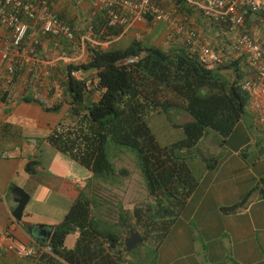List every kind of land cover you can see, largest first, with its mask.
Masks as SVG:
<instances>
[{"label":"trees","instance_id":"1","mask_svg":"<svg viewBox=\"0 0 264 264\" xmlns=\"http://www.w3.org/2000/svg\"><path fill=\"white\" fill-rule=\"evenodd\" d=\"M48 1L52 5L59 0ZM152 2L170 10L175 17L182 15L187 18L195 13L202 16L186 0ZM0 4H4V0H0ZM59 16L72 26L78 38L85 34L89 26L101 41L118 37L125 30L123 26H109L105 15L100 13L91 12L85 28L76 18ZM154 19L153 14L147 13L144 21ZM246 19L247 27L240 26L238 33L246 30L263 34L262 10H246ZM214 23L219 30L228 31L229 37L227 33L224 35L231 39L230 25L226 21ZM34 29L30 32L33 37L41 32L39 26ZM40 35L49 43L42 59L50 60L55 55L64 54L63 49L67 51L66 54H73L67 42V47H56L52 36L43 35L42 32ZM176 36L183 38L182 43L168 49L150 39L141 38H135L125 47L113 45L115 42L108 48L88 43L87 61L61 64L57 67V75L51 76L59 81L62 90L60 97L46 86L39 85L53 99L45 110L64 113L43 141L90 170L94 178L114 183L119 177L132 175L133 171L128 167L116 168L110 157L111 145L136 153L149 198L139 203L121 225L132 223L144 241L152 240L157 246L170 233L198 187L199 179L191 167L192 158L196 155L202 157L209 169H215L220 162L217 157H204L200 144L211 132L217 133L222 144H226L247 113L248 106H251V96L242 88L243 81L254 70L246 54L234 58L230 54L231 47L226 52L223 45L221 48L217 44L219 42L210 45L201 38L204 45L221 56L219 61L205 62L190 39ZM136 56L138 60L129 63V59ZM20 70L12 76L19 77L25 68ZM74 70L89 72L93 78L98 76V87L88 88L85 80L72 75ZM27 88L24 101L39 102L32 94L31 87ZM98 89L100 94H97ZM8 94L5 91L2 98L5 99ZM153 112H165L170 118L173 112L188 114L189 119L184 123L171 118L174 125L183 128L185 138L162 145L147 123L148 115ZM116 150L112 149L113 156ZM37 163L29 161L26 171L34 172ZM263 184L264 177L241 201L222 210L237 212L249 203L255 192L264 198ZM51 229L50 238L33 234V247L39 257H23L28 264H124V254L131 251L119 232L103 228L102 222L94 218L93 199L85 193L80 194L64 219ZM74 232H77L78 239L74 246H68L66 239ZM48 246L51 251L44 250Z\"/></svg>","mask_w":264,"mask_h":264},{"label":"rangeland","instance_id":"2","mask_svg":"<svg viewBox=\"0 0 264 264\" xmlns=\"http://www.w3.org/2000/svg\"><path fill=\"white\" fill-rule=\"evenodd\" d=\"M80 1L88 2L87 0ZM80 1L78 0L79 3H81ZM177 18L186 26L195 28L200 33L201 38L205 43L214 45L216 42H219L217 44H219L221 48L224 47L226 52H229L231 39L228 38V31L225 32V30H219L214 22L207 20L203 16H199L197 13L187 18L182 15H178ZM87 21L88 19L84 22H79V24L82 25L81 27L85 28L88 26ZM144 23L145 21L143 20L142 22L134 24L123 36V38L117 40L113 45L117 47H125L128 46L135 38H141L147 41L150 39L153 43L158 44L165 49L176 45L178 46L182 43L183 38L176 36L177 34L173 32L168 22H155L154 20H147L146 25ZM262 30L263 34H261V38L264 42V28ZM164 33H166V35L162 38ZM225 33L228 35L227 38L224 35ZM230 37H232L231 34ZM174 39L178 41H175ZM63 51L64 53L67 52L65 49H63ZM230 54L234 58L240 57L233 52ZM70 56L71 55H69V57ZM46 81H56L59 83V81L52 78H48ZM63 114V112H60L52 115L55 116L56 119L60 120ZM171 118L173 120L175 119L178 123H184L189 118V115L186 113L177 114L176 112H173ZM171 118L168 117L165 112H153L147 117V123L156 135L157 140L162 145H170L185 138L183 128L174 125ZM12 123L15 125V128L11 129V133L15 134V136L11 137L9 141H1L0 139V157L3 156V153L6 156L5 158L11 157V152L12 150L15 151V146L17 144L21 145L22 140L27 137V120L23 117H18L16 121H13ZM0 125L3 126V123L0 122ZM199 148L204 157L208 159L217 157L220 161L219 163L222 164L220 165L222 168L217 167L216 169H209L207 167V163L198 155L193 157L191 160V167L194 171V175L198 177L199 183L195 192L191 196V200L189 199L190 201H188L186 206L187 208L185 207V209L194 212L185 213V216L183 217V212L185 211L184 209L179 215L178 220L180 223H178V225L183 226L185 222H191L189 223V226H187V232L195 237V246L191 247L188 245H182L181 243H186L187 240L186 242L183 241L182 238L175 236V233L171 234L169 237L168 234V238L166 237L162 240L161 245L164 242L165 243L163 246L160 245L161 247L157 246L154 242H152V240H147L144 243H139L137 246L132 247V250L128 251L126 256H124V264H192L195 261H201L203 264H209L199 250H196L200 244H204L205 239L210 237L205 238L204 230L202 229L200 223L206 222L213 224V219L217 214V205L214 203L212 204L213 199H219L215 202L218 204H225L229 200L231 191L230 188L226 189V186L230 184L232 180L223 175V170L229 166L228 164L225 166L226 163L233 162V160H237L239 156H241L245 161L251 163L252 165H255V163L259 160L261 161V164L264 165V151H262L264 148V125L259 121L257 112H255L251 106H248L247 113L238 124L232 139H229L226 144H222L221 137L217 133L211 132V134L200 144ZM112 149H117L119 151L116 150L113 156ZM109 151L110 157L116 168L123 166L130 168L133 171L131 176L125 178L119 177L116 182L111 183L109 181L110 183L107 182V184L104 182V185L101 182L104 180L103 178H94L87 168L73 160L70 156L65 155H63L65 162L59 161L58 167L57 164H53V169H51V171L63 175L62 179L68 178L69 175L73 180L74 177L76 178L81 176V178L74 180L80 181L79 184L82 182H90L89 184L91 186H89L88 190L90 191L89 197L93 199L94 218L99 220V222H102L103 228L107 230H114L122 235L119 230V225H116V223H119L120 225L124 223L132 210L139 203L144 202L149 198V192L146 187L145 179L142 175L136 153L128 148L118 147L115 145H111L109 147ZM54 152L55 151L50 152L47 150L42 138L38 139L32 150L33 155L38 154L40 157L41 154H43L48 164H51L52 162L55 163L57 161L54 160ZM244 153L247 154V157L242 156ZM58 159L62 160L60 157H58ZM206 169L208 170V173L206 172ZM50 179L51 178L46 179L47 182H51L49 184L45 182L35 184L36 186L40 185L38 187L41 188V191H38L37 193L39 199L32 200L28 207L29 209L31 208L30 210L33 213L32 222L45 220L48 223L57 224L64 219L67 212L71 208V205L67 202V195L62 192L58 193V190L55 189L56 187L61 186L60 184L64 181H62L61 178ZM32 185L33 184L26 186L27 189L32 191L31 189L34 188ZM47 188H50L51 190H48ZM12 190L10 189L8 197H4L0 194L2 196L0 209L4 207L6 209L5 211L11 209V212H13V210L17 207V203L13 199L14 197L12 198ZM219 191H221V196L217 195V192ZM69 200L71 199L69 198ZM8 203L9 205L7 207ZM226 205L227 204H225V206ZM28 219L29 218L23 219L20 222L22 225L27 227L29 226L26 222ZM220 223L222 226L223 223L221 219ZM224 230L225 229L223 228V231ZM126 235L128 234L125 233L122 237L127 244V239L125 238ZM227 238H229L228 234H226L225 237L222 236V241L224 242L226 251L228 252L227 254H229L230 244L226 242ZM217 240L220 242L218 237ZM202 250L203 249L200 248V251ZM199 256L201 258H199ZM228 258H232V255L229 254ZM1 259L2 258H0V264L2 263Z\"/></svg>","mask_w":264,"mask_h":264},{"label":"crops","instance_id":"3","mask_svg":"<svg viewBox=\"0 0 264 264\" xmlns=\"http://www.w3.org/2000/svg\"><path fill=\"white\" fill-rule=\"evenodd\" d=\"M87 1L88 2L80 1L82 3L81 5L78 0H59L57 3L53 2L52 7L58 15H67L69 19L76 18V21L79 23L84 22L86 19H89L88 15L91 16V12H93L90 0ZM144 24L146 25V22ZM34 28L36 27H33L31 30H35ZM40 33L41 32L37 33L35 36L41 37ZM165 35L166 33L162 35V38H164ZM33 38L35 37H33L31 33L26 41V44H30ZM11 40L12 31L0 26V46L4 47ZM42 40L43 45L38 51V55L40 58H43V54L48 50V48L46 47H49L48 41L43 38ZM174 40L178 41L176 39ZM47 61L48 60H45V62ZM61 64L63 65L64 63L60 62L57 67ZM24 65L21 66V69L25 68V71L22 72L19 77L14 78V76H12L8 72L5 61L0 57V122L3 123V126L0 125L1 141H9L11 137L15 136V134L11 133V129L15 128V125H13L12 122L16 121L18 117H23L28 121V124L26 125V129H28L27 137L25 134L26 139L22 140L21 145L17 144L15 146V151L12 150L11 157L5 158L6 156L4 155V153L3 156L0 157V194H2V196L4 197H8L10 189L12 190L16 185L23 187L30 194V200L25 208L21 220L29 218L26 222L29 224V226H31V228L27 231V227L25 225H22V223L20 222L21 220L18 221L13 217L11 209H8V211H5L6 209L4 207L0 209V258H2L1 264H28V262L26 261L27 259H24L16 252L9 249L10 243L15 241L35 247V245L32 243V241L34 240L32 234V230L34 229V227H36L38 230L46 229L48 231H51V227L56 225L48 223L45 220L32 222L33 213L30 210L31 208L29 209L28 207L32 200L39 199L37 193L38 191H41V188L38 187L40 185L36 186L35 184L40 182H45L47 184L51 183L47 182V178H51L50 180L54 178L62 179L63 175L57 172H52L51 169H53V164H57L58 167L59 161L65 162L63 155L68 156L67 154L58 151L46 141H44V143L47 150H49L50 152L55 151L54 160H57L55 163L52 162L51 164H48L43 154H41L40 157L38 156V154H32V150L38 139L46 138L52 131L54 125L58 123L59 119H56V117L52 115L54 114L53 112H47L45 110V107L50 106L53 103V99H51L48 94L42 91V89L39 87L40 84L36 81L35 76L29 74L28 67ZM57 67H54L52 69L51 75H57ZM46 68V65L39 66V72H43ZM49 78L51 79V76ZM27 87H31L32 94H34V96L40 100L39 102L32 103L24 101L23 98L28 94ZM5 91H8L9 94L5 99H3L2 96L5 95ZM64 112H66V109L64 110ZM11 117L15 119H12ZM238 124L230 139H232L233 135L235 134ZM58 157H60L62 160H59ZM245 157H247V155H245ZM240 159H242L243 161ZM29 161L38 162L34 167L35 171L31 173L26 171V166ZM257 163H255V165H252L251 163L245 161L241 156H239L237 160H233V162L225 164V166L227 164L229 166H227V168L223 170V175L232 180L231 183L226 186V189L230 188L231 191L229 200L225 203L227 205L225 206V204L215 203L216 200L219 199H213L212 204L214 203L215 205H217V214L213 219V224L206 222L200 223L202 229L204 230L205 238L209 236L210 237L208 239H205L204 244H200V246H198L196 250H199V252L207 260V262H209V264H264V198H262L259 193L255 192L252 194L249 203L237 212L227 213L222 210L223 207L231 206L241 201L247 195V193L250 192L252 188L258 184L261 178L264 177V165L261 164L260 160L257 161ZM220 165L222 164L219 163L217 167H220ZM206 172L208 173L207 169ZM90 173L92 174L91 171ZM78 178H81V176L76 178L74 177V180ZM74 180L69 175L68 178L62 179V181L64 182L61 181V186L55 188L58 190V193L62 192L67 195L65 196L67 197V202L69 203V205H71V207L81 193H85L90 196V191L88 190L89 186H91L89 184L90 182H82L81 184H79L80 181ZM101 182L103 184L104 182L105 184H107V182L110 183L111 181L109 182L108 180H103ZM30 184H33L32 187H34L33 189H31L32 191L28 190L26 187ZM47 189L49 190L50 188ZM217 195L221 196V191L217 192ZM2 196L0 195V204ZM69 198L71 200H69ZM8 205L9 203L7 204V207ZM193 212L194 211L185 209V211L183 212V217L185 216V213ZM220 219L223 223L222 226L220 223ZM187 222L188 223L185 222L183 226H179L178 223L180 222L178 220L173 225L168 237L171 234L175 233L174 235L182 238L183 241L186 242L187 240L186 243H181L182 245H188L192 247L195 246L196 239L195 237L190 235L189 232H187V226H189V223H191L190 221ZM116 225H119V230L122 235L125 233L128 234L125 236V238L127 239L130 234V225L133 224L128 222L127 226L120 225L119 223H116ZM223 228L225 229L224 231ZM226 234H228L229 236L226 242L230 244L229 254L232 255V258H228L229 254H227L228 252L226 251V246L222 241V236L225 237ZM217 237L219 238L220 242H218ZM77 239V232L71 233L70 235H68L66 243L68 246H74ZM164 243L161 246H163ZM200 248L203 250L200 251ZM124 256H126V253L124 254ZM199 258L201 257L199 256ZM192 264L203 263L201 261H195Z\"/></svg>","mask_w":264,"mask_h":264},{"label":"built area","instance_id":"4","mask_svg":"<svg viewBox=\"0 0 264 264\" xmlns=\"http://www.w3.org/2000/svg\"><path fill=\"white\" fill-rule=\"evenodd\" d=\"M187 3L202 13V16L211 22L226 21L230 25L231 50L237 55H247V59L254 68L253 72L242 83V88L251 96V107L260 121L264 124V43L261 35L256 31L238 33L240 26H246V10H262L264 12V0H186ZM94 13L104 14L109 26H123L124 33L118 37H112L107 41L99 40L92 28L77 37L72 26L63 20L53 9L48 0H4L0 6V25L12 31V40L4 47L0 46V57L5 60L8 72L13 75L21 69L22 65L28 67V72L34 75L36 81L53 91L56 96L62 95L60 84L56 81L47 82L52 76V69L60 62L64 64H80L88 59V43L108 48L117 40L121 39L130 28L145 19L147 13L154 15L156 22H168L171 29L177 35L187 37L201 52L203 61L214 62L220 60L219 52L210 49L203 44L200 33L193 27H188L173 16L170 10L161 8L152 0H90ZM39 26L43 35H50L57 46H66L72 51L70 54L55 55L45 62L38 55L39 45L42 38L34 36L30 44L26 41L33 27ZM66 46V47H67ZM138 60V56L129 59V63ZM24 65V66H25ZM46 65L43 72H39V66ZM72 75L85 80L90 89L98 87L100 78L92 77L89 72L74 70ZM101 91L98 89L97 94ZM9 249L22 257H36L39 253L32 246L19 242H11ZM50 251V247L44 248Z\"/></svg>","mask_w":264,"mask_h":264},{"label":"water","instance_id":"5","mask_svg":"<svg viewBox=\"0 0 264 264\" xmlns=\"http://www.w3.org/2000/svg\"><path fill=\"white\" fill-rule=\"evenodd\" d=\"M14 201L17 203V207L13 210V217L20 221L23 217L25 208L30 200V194L21 186L16 185L12 191ZM44 235H47L50 238L52 232L46 229H43ZM144 241L142 234L133 226L130 225V235L127 238V249L130 250L132 247Z\"/></svg>","mask_w":264,"mask_h":264},{"label":"flooded vegetation","instance_id":"6","mask_svg":"<svg viewBox=\"0 0 264 264\" xmlns=\"http://www.w3.org/2000/svg\"><path fill=\"white\" fill-rule=\"evenodd\" d=\"M33 231V234H37V235H41L42 237H43V233H44V231H43V229H37L36 227H34V229L32 230ZM130 235V234H129Z\"/></svg>","mask_w":264,"mask_h":264},{"label":"clouds","instance_id":"7","mask_svg":"<svg viewBox=\"0 0 264 264\" xmlns=\"http://www.w3.org/2000/svg\"><path fill=\"white\" fill-rule=\"evenodd\" d=\"M36 1H38V0H36ZM2 4H0V6H1ZM1 26V25H0ZM9 30H11V29H9ZM123 38V37H122ZM65 44V43H64ZM42 43H41V46L40 47H42ZM38 51H39V48H38ZM5 61V60H4ZM136 228V227H135ZM32 229H33V227H32ZM51 232H52V230H51ZM33 234V233H32ZM47 235H43V237H46ZM38 237H40V236H38ZM48 238V237H47ZM143 242H145V241H143ZM143 242H141V243H143ZM139 244V243H138ZM137 244V245H138ZM25 245H28V244H25ZM137 245H135V246H137ZM28 246H30V245H28ZM134 246V247H135ZM33 247V246H32ZM49 247V246H48ZM44 248H46V247H44ZM130 250H132V249H130ZM37 251V250H36ZM51 251V250H50ZM38 252V251H37ZM22 257V256H21ZM39 257V255L38 256H36V258H38Z\"/></svg>","mask_w":264,"mask_h":264}]
</instances>
